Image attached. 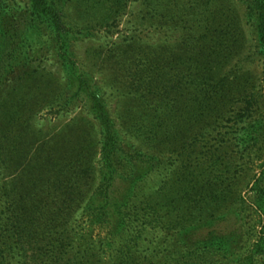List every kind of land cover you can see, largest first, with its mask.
Returning <instances> with one entry per match:
<instances>
[{
    "label": "rangeland",
    "instance_id": "rangeland-1",
    "mask_svg": "<svg viewBox=\"0 0 264 264\" xmlns=\"http://www.w3.org/2000/svg\"><path fill=\"white\" fill-rule=\"evenodd\" d=\"M60 1L71 35L66 48L52 41L43 24L21 39L19 35L29 29L28 2L4 0L11 6V17L18 19L12 27L18 34L11 38L17 50L5 52L0 59V75L11 54L15 61L6 73L13 76L23 71L25 57L30 56L41 63L45 76L24 84L18 99H28L29 93L53 97L67 87L70 93L48 102L39 97L43 106L35 119L15 128L23 132V157L19 163L12 162L8 172L0 166V264L35 263L45 256L46 239L62 229L55 228L56 219L67 215L56 217L50 176L58 170L60 181L66 177L73 181L77 169L63 173L72 165L83 173L88 168V174L81 178L86 190L80 197H84L72 209L67 226L71 254L118 248L114 227L123 208L118 202L123 191L135 190L131 210L153 197L164 221L188 215L182 196L191 181L202 191L212 187V208L203 205L198 213L212 212L214 217L178 238L161 225L144 232L139 261L163 264L160 260L167 251L175 258L177 252L203 241L220 243L221 248L216 253L204 248L198 255L203 258L194 259L196 264H264V52L243 1ZM80 75L89 79L111 119L117 139L118 158L114 159L127 163L118 169L129 177L131 166L136 165L144 176H131L128 184L116 180L109 190L110 204L101 212L95 205L100 197L93 203L91 198L109 176L101 160V129L94 105L84 92L68 99L76 92ZM6 80H0V88ZM40 158L42 163L48 158V164L38 172ZM27 163L33 170L24 169ZM21 174L33 182L21 186V181H13ZM183 174L188 179L183 180ZM165 183L174 186L171 200L155 194ZM18 201L33 205L39 227L29 234L38 243H31L26 253L8 221L18 215L14 212Z\"/></svg>",
    "mask_w": 264,
    "mask_h": 264
},
{
    "label": "trees",
    "instance_id": "trees-1",
    "mask_svg": "<svg viewBox=\"0 0 264 264\" xmlns=\"http://www.w3.org/2000/svg\"><path fill=\"white\" fill-rule=\"evenodd\" d=\"M105 1L117 3V0ZM242 1L245 6L246 17L253 23L255 27L258 46L260 50L264 52V0ZM27 2L30 11V20L28 23L29 29L26 30L24 34L22 33L19 35L21 39H24L27 35L31 34L33 31L32 28L35 25L43 24L46 25V27L50 30V34L53 37L52 41H54L56 44H59L62 48H66L71 40V35L70 30L66 27V12L61 5V1L27 0ZM11 11V6L9 4L5 5L4 0H0V59H2L1 57L5 52L10 51L12 53V50H17V48L13 46L14 43L12 44L13 41L11 38L18 34L16 32L14 33L12 29L18 19L11 17ZM22 41L23 40L20 42ZM14 61L15 60H13L11 54L7 60V66L5 68L6 71L12 68V63ZM40 65L41 63H38L37 60L30 59V56H27L25 57L24 63L21 66L23 71H20L19 74L13 76L11 73H6L5 71L0 75V80L2 79V81L6 80L4 77H8V80H6L7 85H5L3 88H0V121H4H2L3 125L0 124V135L6 133V135H2L0 138V160L2 161L0 166H5L3 169L4 172H8L10 168L13 167V164L19 163L23 157L20 156V154L23 152L20 151L23 132H20L15 128L19 125V123H24L28 126L29 123L35 119L36 113L43 106V102H41L39 97H42V100L45 99L46 102H48L51 100L50 98H52V100H60L65 98V96L67 97V94L70 93V89L67 87L62 92V94L59 90H57L53 97H50L49 95L48 97H45V95L41 94H39V96H35L33 93H29L26 95L28 99H22L21 97L18 99V96L21 92L20 88L24 84L30 82L37 83L39 82V78L45 76V71L44 69H41ZM76 83V92L72 93L68 99L73 100L84 92L88 102H93L92 104L94 107L92 109L95 110V116L98 119V124L101 129V160L104 162L105 168L108 170L106 173L109 178L106 185L103 183L104 180L102 181L101 185L95 192V197L91 198L93 203L95 202L96 197H100L99 200L96 201L95 205H97L96 211L101 212L110 204L108 197L109 190L112 188L116 180L122 184H128L130 179L133 178L131 176H134L138 179L140 177L142 179L144 176L138 173V167L136 165H133V167L131 166V176L129 177H125L124 173L118 169L120 165L126 166L127 163H125L124 159H121L120 162L115 160L118 158L116 156L117 139L114 136L115 130L113 129L111 119L109 118L105 106L98 95L92 91V87L87 77L83 75L78 76ZM36 91H38V89ZM41 161L42 158L38 159V167H35V170L38 172L41 171L40 169H42V167H46L48 164V158H45L43 163ZM85 163L80 162L78 164L83 167V164ZM24 169L33 170L32 167L29 166V163L25 165ZM73 169H77V171L73 174V181L72 178L66 179L67 177L63 181H60L59 178L61 176L57 175V173H61V171L59 172L58 170H53L54 175L50 176V179H53L52 184H50L51 189L53 192H56V200L53 204V206L56 208V217L62 216L63 212H67V215H65L64 220L61 217L56 219L55 222H57L59 225L55 226V228L59 227L62 229L60 233H53V235H55L54 238L48 237V239H46L47 243H49V248L47 252L44 253L45 256L41 257V259L34 260L35 263L28 261L26 263L25 260L24 262L26 264H143L142 261H139L142 258L140 256L137 257V255H139L140 243L144 232L153 231V229L157 228L156 226L161 225L160 229L165 230L167 234L172 233V236L178 238L184 231L186 232L188 229L196 226L198 227L204 224L210 218L214 217V213L212 212H209L205 215L198 213L202 211L203 205H208V207L212 208L214 197L209 194V192H213L211 186L207 187L208 191L206 192L199 190V188H195L194 185H192V182L189 181L186 186V191H184V195L182 197L187 200L186 206L187 209L190 210V213L188 215L181 216L179 219L174 218L170 220L168 219L166 221H164L159 215L157 209L159 205L154 203L153 197H150L151 200H149L150 198H147L144 200L145 202L141 201L138 208L131 210L129 208L131 203L137 199V197L134 195L135 190L130 191V193H125L123 191L118 194V202L123 204V208H121L118 213V222L114 227V236L120 242L118 248L112 250L111 247H108V251L97 254L90 253V251L71 254L70 252L73 246L71 244V232L68 231L67 226L71 220V213L73 212L72 209L75 206H80L81 200L84 197H80L81 194H83V190H86V185L85 183L81 182V178H85V176L88 174V168H86V172L83 173L79 171V166L75 167V165L69 166L68 169L63 170V173L67 175ZM7 176L12 175L9 174ZM181 178L183 180L188 179V177L186 178L185 176ZM31 180V177L28 178L22 174L18 177H16V175L13 177V181L22 182L21 186L28 182H33ZM173 187V185H168L165 183L156 189L155 194L163 193L166 195L167 199L171 200L174 197ZM144 204L146 205L144 206ZM15 211H18V215H13V218H8L10 229L13 230L12 232L18 236V246L23 251V253H26L28 250H30L31 243H38L37 239L32 240V242V236H29V234H35L37 232L33 231V228L36 226L37 217L34 216L35 214H33V205L27 204L23 201L16 202L14 212ZM11 213L12 211L9 212V214ZM148 217L154 218L149 220ZM30 220H32L31 223ZM36 227L39 228L38 226ZM5 232L8 233L11 231ZM219 244L220 243L214 245L211 242L207 244L206 242L204 243L201 241L196 245H189L187 251L185 250L184 252H177L175 255L177 257L175 258L172 256L170 251H167L160 262H163V264H196L194 259L203 258L199 257L198 255L205 251L204 248H206V250L211 253H216L221 248ZM52 253H54V256H51ZM49 257H52V259ZM53 259H55V261ZM236 264H240V262L237 261Z\"/></svg>",
    "mask_w": 264,
    "mask_h": 264
}]
</instances>
